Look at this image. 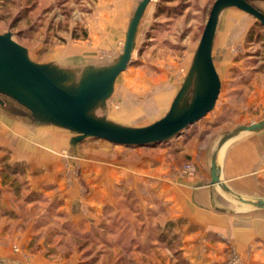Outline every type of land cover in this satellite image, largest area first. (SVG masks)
I'll return each instance as SVG.
<instances>
[{
  "label": "rangeland",
  "instance_id": "obj_1",
  "mask_svg": "<svg viewBox=\"0 0 264 264\" xmlns=\"http://www.w3.org/2000/svg\"><path fill=\"white\" fill-rule=\"evenodd\" d=\"M249 1L253 6L264 4V0ZM94 2L0 0V35L11 33L36 63H64L71 56L79 73L82 59L76 54L83 49L76 46L87 41L84 16ZM214 2L151 0L139 25L131 61L117 78L105 110H97L96 115L130 127L161 119L187 75ZM216 34L212 56L221 89L215 107L167 143L123 147L86 138L72 144L76 135L67 130L31 124L34 166L14 164L25 170L17 181L26 180L27 185L15 196L19 213L32 223L29 253L51 256L47 258L56 264L66 263L72 255L78 256L77 264H192L181 250V240H171L172 231L160 228L167 210L155 194L168 177L189 175L184 171L186 165L195 170L192 157L182 150L191 139L198 143V150L208 148L207 160H211L226 134L264 120V99L257 101L264 91V26L230 7L220 13ZM122 48L99 54V63L113 64ZM45 153L46 157L41 155ZM44 159L51 166H45ZM41 169L47 178L39 183L34 176ZM139 173L143 179L123 178ZM105 174L113 176L112 189L94 190V175ZM223 195L239 212L261 211ZM225 252L211 264H264L263 253L258 258L250 251L241 255L234 246H227ZM205 254L202 250L198 258Z\"/></svg>",
  "mask_w": 264,
  "mask_h": 264
},
{
  "label": "crops",
  "instance_id": "obj_2",
  "mask_svg": "<svg viewBox=\"0 0 264 264\" xmlns=\"http://www.w3.org/2000/svg\"><path fill=\"white\" fill-rule=\"evenodd\" d=\"M138 1L95 0L93 7L89 8L84 16L83 28L87 41L78 42L79 45L76 46L83 49L82 53L79 51L80 53L76 54V57L82 59L80 72L88 66L103 67L106 64L99 63L102 59L98 55L113 54L123 45L129 20ZM254 6L264 12V4ZM72 58L69 56L63 59L64 63H53L60 68L75 71L77 66L72 65ZM262 99L264 91L257 101L263 102ZM10 121L12 125L9 124ZM32 123L36 122L15 103L5 101L3 106L0 105V171L4 164L13 166L19 162L34 166L31 163ZM35 126L41 129L50 125L36 123ZM192 140L195 139H191L182 150L192 157L191 163L195 166L193 174L168 177L161 182L160 189L155 194L167 210L163 223H159L160 228H166L169 223L174 225L170 236L173 241L178 238L181 240V250L192 264H211L215 257L225 256L227 246H234L241 255L250 251L254 258L261 257V253L264 254V210L239 212L234 209L219 187L210 184L211 160H207L208 148L198 150V143L195 144ZM41 155L46 157L47 154ZM43 163L45 166H51L47 164V159H44ZM218 163L221 180L232 191L244 198L263 199L264 130L246 133L230 140L220 150ZM44 169L34 176L36 182L46 180ZM138 170L142 171V168ZM126 177L143 179V174L123 176ZM93 179L94 190L112 189V174L94 175ZM101 182L103 185L99 184ZM16 200L15 193L4 183L0 174V264H56L47 258L51 256L32 255L27 250L34 236L32 223L23 219ZM178 222H181V227ZM219 238L224 242H218ZM201 248L207 254L199 259ZM77 263L78 256L72 255L66 263L60 264Z\"/></svg>",
  "mask_w": 264,
  "mask_h": 264
},
{
  "label": "water",
  "instance_id": "obj_3",
  "mask_svg": "<svg viewBox=\"0 0 264 264\" xmlns=\"http://www.w3.org/2000/svg\"><path fill=\"white\" fill-rule=\"evenodd\" d=\"M150 1H138L117 60L108 66L85 67L79 73L53 63H36L29 57L28 50L13 40L11 33L0 35V105L11 101L36 123L73 133L76 136L72 144L93 138L115 146L151 147L179 137L214 109L220 93L221 82L212 56L220 13L236 7L264 26V12L249 0H215L187 75L166 114L144 127L124 126L98 117L96 111L105 110L117 78L131 61L139 25ZM263 130L264 120L226 134L210 161V184L235 201L258 210H264V199L243 198L221 180L218 155L229 140Z\"/></svg>",
  "mask_w": 264,
  "mask_h": 264
},
{
  "label": "trees",
  "instance_id": "obj_4",
  "mask_svg": "<svg viewBox=\"0 0 264 264\" xmlns=\"http://www.w3.org/2000/svg\"><path fill=\"white\" fill-rule=\"evenodd\" d=\"M251 37H252V32L249 34L248 38L250 39ZM167 142H164V143H167ZM160 144H163V143H160ZM157 145H159V144H157ZM0 174L2 176L4 183L8 184V186L13 190L15 195L19 193V190H21L20 188L26 187V185H27L25 182L26 180H24L23 182L21 181L20 183L17 181L18 178H22L25 176V170H18V169H16L15 165L9 166L7 164H4L1 167ZM173 226L174 225L172 223H169V224H167L166 228L167 229L169 228L171 230V228H173ZM170 239L173 240L172 238H170ZM167 245H170V242Z\"/></svg>",
  "mask_w": 264,
  "mask_h": 264
},
{
  "label": "built area",
  "instance_id": "obj_5",
  "mask_svg": "<svg viewBox=\"0 0 264 264\" xmlns=\"http://www.w3.org/2000/svg\"><path fill=\"white\" fill-rule=\"evenodd\" d=\"M184 171H185V173H187V174H193L194 169H193V167H192L191 165H186V166L184 167Z\"/></svg>",
  "mask_w": 264,
  "mask_h": 264
},
{
  "label": "bare ground",
  "instance_id": "obj_6",
  "mask_svg": "<svg viewBox=\"0 0 264 264\" xmlns=\"http://www.w3.org/2000/svg\"><path fill=\"white\" fill-rule=\"evenodd\" d=\"M146 10H147V9H146ZM231 140H232V139H231ZM229 141H230V140H229ZM229 141H228V142H229Z\"/></svg>",
  "mask_w": 264,
  "mask_h": 264
}]
</instances>
